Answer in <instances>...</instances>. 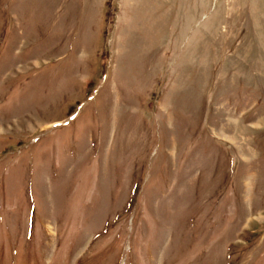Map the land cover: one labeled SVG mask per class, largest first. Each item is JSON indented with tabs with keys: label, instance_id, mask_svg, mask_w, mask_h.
<instances>
[{
	"label": "rangeland",
	"instance_id": "rangeland-1",
	"mask_svg": "<svg viewBox=\"0 0 264 264\" xmlns=\"http://www.w3.org/2000/svg\"><path fill=\"white\" fill-rule=\"evenodd\" d=\"M0 264H264V0H0Z\"/></svg>",
	"mask_w": 264,
	"mask_h": 264
}]
</instances>
